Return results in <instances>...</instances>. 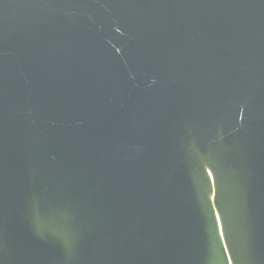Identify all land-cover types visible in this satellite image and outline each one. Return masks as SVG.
Segmentation results:
<instances>
[{
	"label": "water",
	"instance_id": "95a60500",
	"mask_svg": "<svg viewBox=\"0 0 264 264\" xmlns=\"http://www.w3.org/2000/svg\"><path fill=\"white\" fill-rule=\"evenodd\" d=\"M0 264H264V0H0Z\"/></svg>",
	"mask_w": 264,
	"mask_h": 264
}]
</instances>
